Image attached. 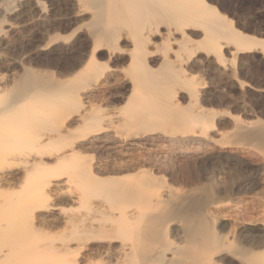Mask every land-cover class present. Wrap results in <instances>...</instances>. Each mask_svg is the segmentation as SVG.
<instances>
[{
    "label": "bare ground",
    "instance_id": "1",
    "mask_svg": "<svg viewBox=\"0 0 264 264\" xmlns=\"http://www.w3.org/2000/svg\"><path fill=\"white\" fill-rule=\"evenodd\" d=\"M79 34L60 82L0 77V264H264V192L231 210L264 182V121L206 108L201 74L264 40L210 0H0L2 52ZM164 138L196 152L174 173L143 156ZM87 143L123 162L82 160Z\"/></svg>",
    "mask_w": 264,
    "mask_h": 264
},
{
    "label": "rangeland",
    "instance_id": "2",
    "mask_svg": "<svg viewBox=\"0 0 264 264\" xmlns=\"http://www.w3.org/2000/svg\"><path fill=\"white\" fill-rule=\"evenodd\" d=\"M210 2L214 7H216L219 10L220 13L225 15L230 21L233 22V25L236 27V29L240 30L241 32L247 35L254 36L256 38L264 40V0H210ZM83 36H84L83 34H79L78 36H73V38L69 41L70 43L58 42L55 45L50 46L46 51L43 52L34 48L32 49L29 48L24 52L0 51V77L1 79H3L1 84H3L4 82L6 84H10L13 78H16L22 73V68L24 66L29 68L34 73L45 72L46 74L51 75L54 78V80H58V82H60V80L63 78V73H64L63 71H65V69L70 67L69 66L70 63L75 62V58H73L75 56V53H68L67 47L71 46L72 44L74 45V47L77 46L80 41H83L85 39V37ZM79 37L80 38L83 37L82 38L83 40L79 39ZM258 51H251L243 54H238L234 62V65H231L229 62H227L230 59L228 55L225 56L227 60L224 68L221 67L217 68L216 66V67H211L210 69L206 67H203L204 70L201 69V74L203 75L202 79L205 80L204 82L206 84L204 90L208 92L210 91V93L207 95L208 97L206 96L207 100H205V102L208 105L205 103L203 104L204 107H206L205 105H207L208 107L206 108L211 107L212 109L216 108L215 110L218 111L225 110L226 113L228 112L233 115L236 114L239 116V118H241L240 120L245 122L255 119L262 120V122L264 121V56L262 54H259ZM65 57L68 60H70L69 64H66L68 60L66 61ZM65 66H67V68ZM217 103H219L218 105L220 106H218ZM226 113L224 114L225 116L223 114H221L220 116L217 115L216 122L218 121L217 122L218 124L216 125V130L221 131V127H223L221 132H226L228 126L230 128L233 127L232 125L233 122L231 123L232 120L230 121V118L228 115H227L228 117L226 116ZM230 128L228 130H230ZM157 142H156L157 145L164 144L165 145L164 148L159 151H154V147H153L151 149L152 151H150L151 153L149 152V154L143 156L144 158H146L147 156V158H149L152 161L154 160V158L159 160H161L162 158L161 161L165 159L162 165L165 164L164 166H166V168H168L171 173H174L175 170L178 169L177 167H179L182 164L181 157H188V156L192 157L194 156L193 154H196V152L190 149L191 151L190 150L187 151L189 152V154H186L184 156L181 155V153H178L179 151L182 150L180 146L178 144L175 145V143L167 141L165 138L164 140L161 139ZM192 146L193 145H191L190 148ZM172 149L174 152L172 151ZM80 153H82V160L83 159L87 160L91 158L93 162L102 163V164L110 163L109 165L107 164V168H109L108 170H110V167L113 166L115 163H118L122 158L124 159V157L118 156L117 154L113 153L111 150L100 149L91 143L84 144V148L80 149ZM154 154L155 157H153ZM156 155L158 156V158L156 157ZM123 159L121 160V162H123ZM168 162L171 163H169L168 165ZM166 163L168 166L166 165ZM172 168H176V169L173 170ZM171 169L173 172L171 171ZM123 170L121 171L122 174L125 171ZM170 172H168L169 175L166 176L167 182L169 181L168 184L171 183L175 185V187L178 186L177 183H179V185L180 184L184 185L183 183L184 180L182 179V177L177 179L174 177L175 174H171ZM240 175L241 172H238L236 173L235 176L237 178L240 177V179L238 178L239 180L241 179L245 180V178L246 180H248L250 177L248 173H242V175L241 176ZM262 177L263 178L261 180L264 179V175ZM213 182L215 184V185L213 184L214 186H217L218 184L220 185L221 183L222 185L227 183L225 180H223L220 176H217L216 174ZM263 184L264 182L260 184L261 187H259L260 186L259 185L256 187V189H253L252 191H249L247 194L243 195L244 196L243 200L238 202V207H235V209L234 207L231 208L232 213L240 212L243 210L244 206H246L244 208L252 207L254 203H257L256 201L260 200V196L264 192V189H262L264 188ZM73 206L75 208V205L72 204V208ZM220 215L221 214L219 215L216 214L218 220L215 223H218L222 220H227L226 214L221 215V217Z\"/></svg>",
    "mask_w": 264,
    "mask_h": 264
}]
</instances>
